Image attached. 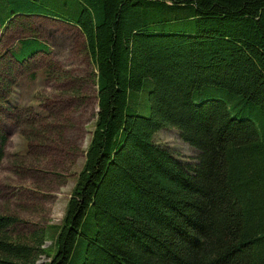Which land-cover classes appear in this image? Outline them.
<instances>
[{
	"label": "trees",
	"instance_id": "obj_1",
	"mask_svg": "<svg viewBox=\"0 0 264 264\" xmlns=\"http://www.w3.org/2000/svg\"><path fill=\"white\" fill-rule=\"evenodd\" d=\"M18 16L81 30L99 110L61 224L0 212V264H264V0H0Z\"/></svg>",
	"mask_w": 264,
	"mask_h": 264
},
{
	"label": "rangeland",
	"instance_id": "obj_2",
	"mask_svg": "<svg viewBox=\"0 0 264 264\" xmlns=\"http://www.w3.org/2000/svg\"><path fill=\"white\" fill-rule=\"evenodd\" d=\"M31 36L46 43L50 54L20 64L12 52L21 39ZM93 75L85 37L76 26L18 16L6 30L0 28L2 214L13 213L40 227L61 224L99 110ZM154 142L184 163L197 162L198 150L180 138L177 128L160 130Z\"/></svg>",
	"mask_w": 264,
	"mask_h": 264
}]
</instances>
